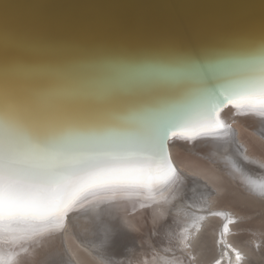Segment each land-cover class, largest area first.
I'll return each instance as SVG.
<instances>
[{
    "label": "bare ground",
    "instance_id": "obj_1",
    "mask_svg": "<svg viewBox=\"0 0 264 264\" xmlns=\"http://www.w3.org/2000/svg\"><path fill=\"white\" fill-rule=\"evenodd\" d=\"M169 3L226 14L172 39L161 5L168 20L183 8ZM195 58L229 64L216 95L199 93ZM246 117L264 140V0H0V184L20 192L0 199V264H77L68 235L101 264H191L177 248L211 214L210 264H247L231 236L239 214L209 211L206 176L171 154L175 141L201 152L264 198V158L239 136ZM164 156L171 178L138 187Z\"/></svg>",
    "mask_w": 264,
    "mask_h": 264
},
{
    "label": "rangeland",
    "instance_id": "obj_2",
    "mask_svg": "<svg viewBox=\"0 0 264 264\" xmlns=\"http://www.w3.org/2000/svg\"><path fill=\"white\" fill-rule=\"evenodd\" d=\"M244 122L246 124L238 122V126H240L239 136L254 153L264 158V140H261L260 137L253 133V118L246 117ZM234 130H236L235 127ZM175 142L171 146V154L188 166L198 167V169L202 171V174L206 176V178H203L198 175V178H202L201 180L205 182L206 186L208 184V187H211L210 190L213 191L208 210L210 211L217 207H222L225 209L227 208V210H233L232 212L234 214H239L236 215V219H233L234 223L231 221L233 227L231 236L234 242L241 244L243 247L249 246L245 255L248 259L247 264H264V198L256 194H250L249 191L247 192L244 187L236 183L224 169L216 167L208 157L202 155L203 153L190 148L185 149L177 141ZM200 144L202 145L203 143ZM199 145L197 148L202 147L204 149L203 146ZM254 182L260 185L257 180ZM210 216L212 217L204 220V222H209L206 225L207 230L202 234L205 228L203 226L202 230L199 231V233H201L200 237L199 233L196 234L195 242H192L190 237L186 239L185 242L181 239V245L177 248L191 264H210L219 254V247L216 243V231L219 228L220 222L217 220V217H215L216 215L211 214ZM147 221L149 223V220ZM152 236H154V234H152ZM67 238L71 250L70 253L72 252L73 254H71V256H73V258L76 257L74 260H77V264H101L98 260L93 258L89 250L80 247L70 235H68ZM254 238L259 239V246L257 243H254L255 245L252 243ZM186 242H188L187 245ZM159 247H161V245Z\"/></svg>",
    "mask_w": 264,
    "mask_h": 264
},
{
    "label": "water",
    "instance_id": "obj_3",
    "mask_svg": "<svg viewBox=\"0 0 264 264\" xmlns=\"http://www.w3.org/2000/svg\"><path fill=\"white\" fill-rule=\"evenodd\" d=\"M247 1L257 2L261 0H247ZM169 5L171 6L172 4L169 3ZM182 8L183 10L181 13H176L177 16H175V18L168 20L169 13H166L165 6L161 5V11L159 12V17L160 16L162 17V19L160 20V23L164 27L162 28L160 26V28L162 32L163 30H168L169 32V36L163 33L165 37L167 38L170 37L172 39L178 38V36H180V31L182 27H184L186 30L189 29L193 25L199 27V22H202L205 20H211L216 17L225 16L226 14V7H220L218 5H212L210 3L202 4L199 6H189L187 4L186 5H172V9L175 12H178V10ZM190 32H192L191 28H190ZM234 33H235V30L229 35L232 37L234 36L233 35ZM229 35H227V37ZM226 40L229 42L230 38ZM228 42H226L225 46L228 44ZM188 58H189V55H188ZM189 65L191 66L192 70L199 69L198 71L200 74L195 79H193V81H197L199 84V88H200L199 93L204 92L205 90V91H210L216 95L218 91V86L221 84L220 74L221 72L229 69V64H224L223 62L219 65V61L211 64L209 62H204L202 59L195 58V61L188 62L187 66L189 67ZM165 143H166L165 137L161 136L160 146H161V152L163 153V155L165 153V149L167 148V146H165Z\"/></svg>",
    "mask_w": 264,
    "mask_h": 264
},
{
    "label": "snow or ice",
    "instance_id": "obj_4",
    "mask_svg": "<svg viewBox=\"0 0 264 264\" xmlns=\"http://www.w3.org/2000/svg\"><path fill=\"white\" fill-rule=\"evenodd\" d=\"M198 134H202V133H192V135H198ZM159 172H161L162 175L154 176L153 172L149 170L148 181L138 185V187L143 189H150L153 188L155 185L160 184L163 181H166L171 178L173 174V168L171 164L168 162L166 156H164L163 160L160 163ZM19 195H20L19 189L15 184H9L7 186L0 184V199L7 198L10 202H14ZM61 222H62V218L60 219L57 227L60 226ZM103 242L104 241H102V243Z\"/></svg>",
    "mask_w": 264,
    "mask_h": 264
}]
</instances>
